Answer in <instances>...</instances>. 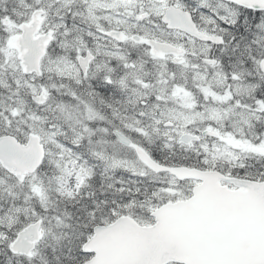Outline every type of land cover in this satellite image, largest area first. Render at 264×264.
Wrapping results in <instances>:
<instances>
[{
    "label": "snow or ice",
    "instance_id": "6c2138e0",
    "mask_svg": "<svg viewBox=\"0 0 264 264\" xmlns=\"http://www.w3.org/2000/svg\"><path fill=\"white\" fill-rule=\"evenodd\" d=\"M0 264H264V0H0Z\"/></svg>",
    "mask_w": 264,
    "mask_h": 264
}]
</instances>
